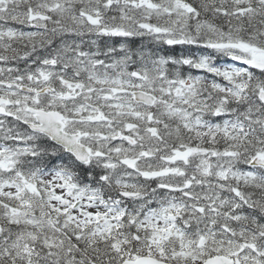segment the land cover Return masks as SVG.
<instances>
[{
    "label": "snow or ice",
    "instance_id": "1",
    "mask_svg": "<svg viewBox=\"0 0 264 264\" xmlns=\"http://www.w3.org/2000/svg\"><path fill=\"white\" fill-rule=\"evenodd\" d=\"M0 264H264V0H0Z\"/></svg>",
    "mask_w": 264,
    "mask_h": 264
}]
</instances>
